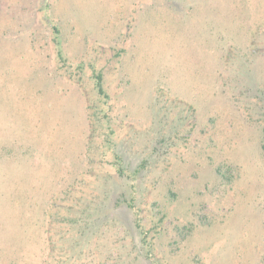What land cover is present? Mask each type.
Returning <instances> with one entry per match:
<instances>
[{
	"label": "rangeland",
	"instance_id": "rangeland-1",
	"mask_svg": "<svg viewBox=\"0 0 264 264\" xmlns=\"http://www.w3.org/2000/svg\"><path fill=\"white\" fill-rule=\"evenodd\" d=\"M263 147L264 0H0V264H264Z\"/></svg>",
	"mask_w": 264,
	"mask_h": 264
},
{
	"label": "trees",
	"instance_id": "trees-1",
	"mask_svg": "<svg viewBox=\"0 0 264 264\" xmlns=\"http://www.w3.org/2000/svg\"><path fill=\"white\" fill-rule=\"evenodd\" d=\"M55 34H58V31L57 30H56ZM56 39H57V37H56ZM58 53H59L60 58L62 59L61 53L60 52H58ZM95 80H96L95 81V86H96V89L98 90V94L99 95H102V96H105L104 95V90H103V87H102V78H101V75L100 74H97L96 77H95ZM263 150H264V147H263ZM118 172L120 173L121 176L124 174L123 173V170L121 168L118 169Z\"/></svg>",
	"mask_w": 264,
	"mask_h": 264
}]
</instances>
